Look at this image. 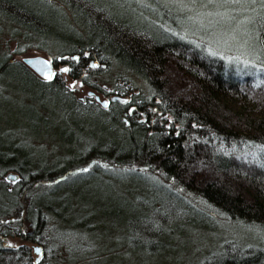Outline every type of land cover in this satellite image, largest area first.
<instances>
[{"label": "trees", "instance_id": "1", "mask_svg": "<svg viewBox=\"0 0 264 264\" xmlns=\"http://www.w3.org/2000/svg\"><path fill=\"white\" fill-rule=\"evenodd\" d=\"M111 5V0H0V23L11 35L22 32L24 42L44 33L55 34L60 42L70 40L73 47L67 51L49 50L56 54L50 55L53 65L57 67L62 58L75 81L109 97L129 96L126 86L112 87L108 94L94 82L115 67L139 77L147 94L131 92L128 104L113 103L104 109L93 99H76L61 76L45 82L28 67L11 63L7 54L0 60V252L13 254L21 264H33L28 248L7 251L3 238L36 241L48 253L62 249L70 260L76 259L63 233L70 222L60 214L67 207L59 199L60 190L72 193L75 187L68 186L73 181L94 178L102 169L128 170L147 179L160 173L172 183L169 191L160 185L152 201L145 228L149 237L157 238L172 218L197 229L205 222L215 223L216 215L264 232V15L252 22L259 37V59L242 67L178 37L170 42L175 35L157 18L146 21L123 9L114 12ZM66 25L75 36L67 37ZM75 56L78 61L72 59ZM91 60L100 67L91 69ZM14 75L30 78L23 91L35 95L36 126L62 119L90 130V118L107 116L106 126L73 141L74 158L57 163L53 156L45 161L20 132L14 136L2 132L13 113L2 95L10 89L4 77ZM166 113L175 119L167 123ZM9 172L20 177L12 190L1 181ZM24 224L32 229L30 234H22ZM232 244L222 245L221 256L207 264H264L262 248Z\"/></svg>", "mask_w": 264, "mask_h": 264}, {"label": "rangeland", "instance_id": "2", "mask_svg": "<svg viewBox=\"0 0 264 264\" xmlns=\"http://www.w3.org/2000/svg\"><path fill=\"white\" fill-rule=\"evenodd\" d=\"M111 2L114 12L116 9L118 12L123 9L125 11L123 13L137 14L140 19L142 17L146 21L148 18H157L162 22L163 29H169L167 32L175 35L170 42L174 43V39L178 37L190 42L193 47L199 46L207 55L217 53L213 56L221 57L227 63L242 64V67L252 66L259 59L256 55L259 37L254 34L255 27L252 22L257 16L264 15V7L261 6L264 0H239V3L234 0H111ZM69 30L68 25L63 28L67 37L75 36L74 32ZM20 34L11 35V30L0 23V60L7 54L11 63L16 62L28 67L36 77H38L35 75L36 72L25 64V59L35 57L49 59L50 55H56L49 49H55L60 53L73 47L70 40L60 42L62 39H58L55 34L52 37H47L45 33L40 34L34 41L24 37L26 42L22 32ZM76 57L79 58L75 56L72 59L78 61ZM67 58L71 59L69 56ZM58 60L59 64L57 67L54 66L53 75L61 76L65 86L74 92L78 100L93 99L98 107L108 109L111 104L117 103L111 101L114 96L128 100L132 98V93L147 96L146 84L139 77L115 67L100 73L103 75L95 78L94 82L102 86V90L108 94L112 87L126 86L129 96L122 97L116 94L106 96L81 84L80 80L75 81L70 75L66 76L60 69L69 65L62 64V58ZM51 63L53 65V60ZM88 64L91 69L100 66L95 60L89 61ZM4 78L10 89L5 90L2 95L6 102L12 105L13 113L10 119L5 120L2 132L13 134L12 136L16 131L20 132L27 139L28 146H34L36 148L34 152L41 153L45 161L54 156L53 159L59 163L63 158L74 156L73 141L82 139L85 133L100 132L106 126L109 119L107 116H104L103 120L90 118L92 120H89L90 130L77 128L72 120L62 119H48L36 126V123H33L35 121H32L35 119V112H38L35 108V95L28 92L25 94L23 91V88L31 84L30 78L25 75ZM38 78L45 82L50 80V78L44 80L40 76ZM123 78H127L128 83ZM74 82L76 84L72 88ZM97 97L100 98V102L108 101L106 105L108 107L101 106L96 100ZM133 109L136 110V107ZM174 119L170 113H166L163 118L167 123ZM125 121L128 122L127 117ZM112 173L102 169L94 178L73 181L72 185L68 186L70 189L75 187L72 193L69 190H60L59 199L64 200L67 207L59 213L63 220L66 218L70 222L64 224L63 233H66L64 237L67 245L74 249L72 254L76 259L70 260L65 250L60 249L62 253L56 254L50 250L48 253L45 246L39 242L31 243L18 237L3 238L2 247L7 251H17L21 246H25L30 251L33 264H207L213 263L221 256L222 245L232 242L244 248L264 250L262 230L236 224L217 215L215 223L205 222L206 226L202 225L197 229H195L197 226L193 228L188 222L181 223L172 218L166 227H162L163 224L159 225L162 231L157 238L145 235L151 214L149 209L153 205L152 201L158 196V187L161 185L165 191H169L172 190L170 189L172 183L162 179L160 173H152L149 178H153L150 179L144 175L134 177L128 170L123 169ZM19 178L14 172H9L1 181L12 190ZM22 217L20 220L23 223L25 221ZM21 230L25 235L32 232L28 224H24ZM36 248L41 249L42 256L35 251ZM12 255L0 252V264L22 263Z\"/></svg>", "mask_w": 264, "mask_h": 264}, {"label": "water", "instance_id": "3", "mask_svg": "<svg viewBox=\"0 0 264 264\" xmlns=\"http://www.w3.org/2000/svg\"><path fill=\"white\" fill-rule=\"evenodd\" d=\"M77 59V57L75 58ZM25 64L27 66H29L34 72H36L40 77H42V79L46 80V79H49V78H46V74L47 75H50V77H52L51 73H52V65H51V62H49L48 60H44L43 58L41 57H35V58H30V59H25ZM95 67H99L98 65L95 66ZM62 73H66L67 71H61ZM72 87L74 86V83L71 85ZM96 100L101 103V106H104V107H108V106H105L104 102H100V98L97 97ZM112 102H118L120 103L121 105H124L126 104L129 100L127 98H119V97H112ZM107 104H108V101H107ZM36 249H39V252H37L40 256L43 255V252L41 251L40 248H36ZM35 249V251H36Z\"/></svg>", "mask_w": 264, "mask_h": 264}, {"label": "bare ground", "instance_id": "4", "mask_svg": "<svg viewBox=\"0 0 264 264\" xmlns=\"http://www.w3.org/2000/svg\"><path fill=\"white\" fill-rule=\"evenodd\" d=\"M167 31L169 30V29H166ZM78 58V57H77ZM46 60H48L49 62H51L52 60H51V58H49V59H46ZM51 65H52V63H51ZM100 67V66H99ZM98 67V68H99ZM65 68H67L68 69V71H69V66L68 67H65ZM98 68H96V69H98ZM68 71L66 72V73H64L66 76H68ZM53 72H54V65H52V73H51V75H52V77L50 78V79H53L54 77H56L55 75H53ZM59 73H60V71H59ZM35 75H37L38 77H39V75L36 73ZM75 84H76V82H74V86L73 87H75ZM72 87V88H73ZM129 102H130V99H129ZM118 103V102H117ZM128 103V102H127ZM126 103V104H127ZM120 104V103H119ZM126 104H124V105H126ZM121 105V104H120ZM133 112H135V110L133 109V108H131L130 110H129V116H131L132 115V113ZM133 116V115H132ZM134 116H135V114H134Z\"/></svg>", "mask_w": 264, "mask_h": 264}, {"label": "snow or ice", "instance_id": "5", "mask_svg": "<svg viewBox=\"0 0 264 264\" xmlns=\"http://www.w3.org/2000/svg\"><path fill=\"white\" fill-rule=\"evenodd\" d=\"M234 2L239 3V0H234ZM261 6L264 7V4H262ZM212 54L215 55L217 53H212ZM60 71H68V69L67 68H62V69H60ZM46 78H51V77H50V75L46 74ZM104 104L106 106L107 105V101H104ZM36 251L39 252V249H36Z\"/></svg>", "mask_w": 264, "mask_h": 264}]
</instances>
